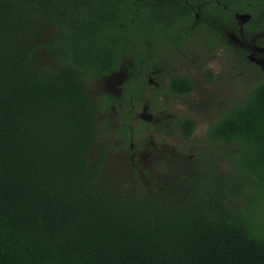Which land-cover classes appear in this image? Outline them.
<instances>
[{"label": "trees", "instance_id": "1", "mask_svg": "<svg viewBox=\"0 0 264 264\" xmlns=\"http://www.w3.org/2000/svg\"><path fill=\"white\" fill-rule=\"evenodd\" d=\"M223 1L264 22V0H0V264H264V83L208 129L250 148L241 178L204 152L131 191L97 141L91 80L132 32Z\"/></svg>", "mask_w": 264, "mask_h": 264}, {"label": "rangeland", "instance_id": "2", "mask_svg": "<svg viewBox=\"0 0 264 264\" xmlns=\"http://www.w3.org/2000/svg\"><path fill=\"white\" fill-rule=\"evenodd\" d=\"M206 9L207 12L190 19L181 28V31L189 34L184 41L185 53L191 58L187 70L198 80L193 96L188 99L173 96L154 98L156 103L150 97H143L138 102L135 98L131 100L136 114L126 123L131 131L133 150L141 156L142 162L138 168L131 167L129 156L125 153L129 144L120 140L116 132L122 113L118 87L126 73L118 72L116 68L114 72L91 80L93 93L104 103L98 110L97 141L105 147L109 173L116 186L135 190L137 177L140 178L142 173L143 177L150 172V176L160 178L166 171L189 166L195 155L204 152L210 157L213 155L230 178L248 175L243 163L246 160L249 163V158L253 156L249 155L250 148L238 145L235 153L229 155L234 145L213 142L208 137V129L234 106L242 104L257 84L264 83V22H247V14L239 17L238 13L234 15L235 11L224 13L213 6H207ZM155 28L147 21L142 22V29L148 36L147 46L154 60H158V67H163L166 72L168 66L173 68L176 63L175 52L170 45H162L170 42L154 37ZM179 29L175 27L173 30ZM132 36L140 41L137 32H132ZM126 58H130V55ZM113 96L117 102L105 104L107 101L109 103L107 98ZM147 103L150 106H143ZM184 116L195 122L194 131L188 140L180 136L173 124L175 119ZM161 143L166 145L167 151H160L162 153L159 156L149 155L152 153L149 147ZM203 168L204 154L197 160L194 169L198 172Z\"/></svg>", "mask_w": 264, "mask_h": 264}, {"label": "flooded vegetation", "instance_id": "3", "mask_svg": "<svg viewBox=\"0 0 264 264\" xmlns=\"http://www.w3.org/2000/svg\"><path fill=\"white\" fill-rule=\"evenodd\" d=\"M230 1L227 0V2L230 5ZM236 1V0H235ZM237 2V1H236ZM220 3V2H219ZM232 4V3H231ZM249 4V3H248ZM223 12H232L235 11L236 15L238 14H249L248 21H256L253 14L250 11L247 10H234L230 6H228L226 3L221 2ZM233 5V4H232ZM250 6V5H249ZM207 12V11H206ZM204 13V9H201L200 7H197L194 11L191 12L189 17L183 18V20H179L177 23H172L171 27L164 28L161 27V25H152L156 26V34L154 37L157 39L161 38L162 40H166L170 43H163L162 45H170V47L173 48L175 52V58L176 63L173 68L166 69V72L164 71V68H159L156 62L158 60H154V55L151 53L149 47L147 46L148 36L145 35L144 29L142 27L140 28L141 31L139 33V42L136 38L128 37L127 43H124L122 52H121V58L117 63V66L110 69L108 73L114 72L117 69L118 72H125L126 76L121 80L119 83V93L121 94V103H119L122 113H121V120L117 123L118 130L116 131L118 133V137L120 140L125 141V143L129 144L128 147L125 150V153L129 156V159L131 161V167L132 168H138L141 161V156L139 154H136L133 150V142H131V131L129 130V125H127V120L130 118H134V115L136 114L134 111L136 108L131 103L134 98L137 99V102L140 101L143 97H150V99H159L160 97H166V96H173L178 98H191L194 94V90L197 87L196 79L192 76L189 69V62H191V58L188 56L187 53H185L186 49L184 47V41L187 40L189 34L186 32L181 31V28L183 27L184 23H187L190 19L198 18V16ZM229 14V13H228ZM144 22V21H143ZM246 22V23H247ZM244 26V25H243ZM175 27H179V30H173ZM164 46V48H166ZM162 51L164 49L160 48ZM185 49V50H184ZM130 55V58L125 57L127 55ZM107 73V74H108ZM163 74V76H162ZM105 75V74H104ZM102 75V76H104ZM204 77V76H203ZM147 93V94H146ZM119 98V97H118ZM109 100V103L107 101V105L112 102L116 103L117 99L116 97H110L107 98ZM154 103L155 100H154ZM103 104L101 102V108L103 107ZM143 106H150L148 103L147 105L143 104ZM114 108V106H112ZM112 116H110L109 121ZM117 119V117L114 119V121ZM191 120L194 124L193 131L195 127V122L189 118V117H182L179 119H175L173 121L174 126L176 127V130L179 132L180 136L184 140H188L193 131H191L189 137H185L183 132V124L187 121ZM126 132V133H124ZM130 141V142H129ZM150 145L148 144L147 147ZM166 145L164 144H153L151 147H149V150L152 151V153H149V155L159 156L158 154L160 151L163 150V152L166 150ZM172 150V148H171ZM167 151V150H166ZM204 153H199L194 156V159L192 160V163L187 167H181V169L187 168V169H193L195 167V163L197 160L202 156ZM177 156H180L177 154ZM174 157H176L174 155ZM175 169V168H174ZM172 169V170H174ZM143 174L141 177H137L138 179H142L145 181H141V183L149 182V179H159L155 178L153 176H150V172H147L146 175L143 177Z\"/></svg>", "mask_w": 264, "mask_h": 264}, {"label": "water", "instance_id": "4", "mask_svg": "<svg viewBox=\"0 0 264 264\" xmlns=\"http://www.w3.org/2000/svg\"><path fill=\"white\" fill-rule=\"evenodd\" d=\"M238 15H240L239 17H243V16H245V14H238ZM248 16H249V14H247ZM246 19V18H245ZM244 19V20H245Z\"/></svg>", "mask_w": 264, "mask_h": 264}]
</instances>
